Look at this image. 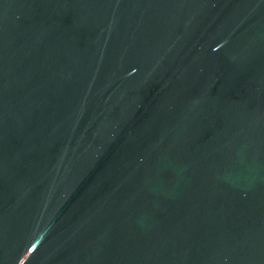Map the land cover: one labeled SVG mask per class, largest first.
I'll return each mask as SVG.
<instances>
[{
    "label": "water",
    "instance_id": "1",
    "mask_svg": "<svg viewBox=\"0 0 264 264\" xmlns=\"http://www.w3.org/2000/svg\"><path fill=\"white\" fill-rule=\"evenodd\" d=\"M0 264H264V0H0Z\"/></svg>",
    "mask_w": 264,
    "mask_h": 264
}]
</instances>
